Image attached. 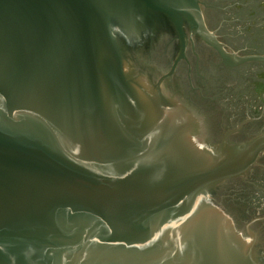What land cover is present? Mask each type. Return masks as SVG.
<instances>
[{"label": "water", "instance_id": "1", "mask_svg": "<svg viewBox=\"0 0 264 264\" xmlns=\"http://www.w3.org/2000/svg\"><path fill=\"white\" fill-rule=\"evenodd\" d=\"M258 5L0 0V264H264V224L245 226L264 219V174L223 184L264 136L213 146L242 101L264 102L242 92L261 66L216 79L264 62ZM150 11L179 32L175 62ZM188 34L211 69L176 68Z\"/></svg>", "mask_w": 264, "mask_h": 264}, {"label": "flooded vegetation", "instance_id": "2", "mask_svg": "<svg viewBox=\"0 0 264 264\" xmlns=\"http://www.w3.org/2000/svg\"><path fill=\"white\" fill-rule=\"evenodd\" d=\"M256 2H259V5L256 6L257 8L255 10H251V12L255 13V14L257 11L264 13V0H256ZM239 6L242 7V4H239ZM212 8H214V7H212ZM214 9H216V8H214ZM236 9L239 10L240 8L238 9V7H237ZM143 17H145V16H143ZM146 17H145V19L147 20L148 25H150L149 26L150 27V33H160L161 30H163V28H165V30L167 31V36L169 35V36L173 37V39H172L173 41L171 40L170 44L174 43L173 44L174 50L171 51L170 55L173 58V61L175 62L179 48H180V42L177 39L179 32L172 25L170 17L163 14V13L157 12V11H150L149 16H146ZM205 22H206V20H205ZM221 25H223L222 26L223 29H226L225 25L228 26L229 22L224 20V21H222ZM161 27H163V28L161 29ZM168 30L170 31V34H168ZM260 31L262 33H264V26H263V28L260 29ZM215 32L217 34V30ZM150 33L148 34L149 36H150ZM218 33H219V31H218ZM220 33H221V30H220ZM228 36L235 38L238 35L234 36V33H230V35L228 34L227 37ZM187 37L189 38V40L187 43L185 56H184V58H182L177 63L176 68H178L179 66L180 67L183 66V67L187 68V71L190 73H191L193 67L197 68L199 65H204V68L211 69V68H209L210 62H208L206 59H204V56H202V54L207 49H209L210 51L211 50L215 51V50L212 47H210L204 43L200 44V41H198L195 36H190L188 34ZM160 38L161 39L159 41L162 44L163 41H162L161 33H160ZM256 39L259 40V38H256ZM256 39H254V41H257ZM166 44H168V42H166ZM226 47L228 49H230L232 52H235L238 54V52L234 51L230 47H228V46H226ZM168 49H169V46H168ZM261 53L264 55V50ZM247 56H249V55H247ZM250 56H252V55H250ZM253 56H256V55H253ZM248 65H257L258 67L261 66L262 70L260 69L258 72H253L250 74L248 73V76H247V73L244 74V76L249 77L251 81L242 86V92H244L245 94H248V97L251 96V98H254V96H256L260 100L264 101V62H251V63L242 64V65L234 66V67H227L223 63H221L218 65L219 71L216 75V79L218 81H220L221 83H225V85H226L231 80H233L232 77L234 75V72H239V70H241L243 67L248 66ZM194 72H196V70ZM222 74H225V76H228L229 78L223 77L224 75H222ZM229 86L231 87V85H229ZM246 97H247V95L244 96V98H246ZM242 104H244V106H242L243 107L242 110H237L236 112L235 111L231 112V115L229 116L230 125L225 127L226 129H224V131H223L222 138L221 137L218 138L217 141L213 143V146L220 144L224 138H227L226 141H227L228 145H230L232 147H238V146L247 144L250 141H252L258 137L264 136V102H262V106L257 105L256 107H253L254 111H251V112H248L247 107H249V106H248V104H246V102L242 101ZM250 108H252V107L250 106ZM231 131H233V133L228 134ZM254 172L264 174V152H261L258 155L257 160H256V164L251 166L247 170V172L244 176L229 180L223 184H230V183L236 182V181H241L242 184H250L251 181H257L256 180L257 178L255 177V175L254 176L252 175ZM257 217H259V216H257ZM259 218H256V217L252 218L254 221L253 220L248 221L245 226L250 227V229L253 228L255 230V227H254L255 225L264 224V219L262 220L261 217H259Z\"/></svg>", "mask_w": 264, "mask_h": 264}, {"label": "rangeland", "instance_id": "3", "mask_svg": "<svg viewBox=\"0 0 264 264\" xmlns=\"http://www.w3.org/2000/svg\"><path fill=\"white\" fill-rule=\"evenodd\" d=\"M264 44H260V45H258V47H257V49L259 50V51H263L264 49Z\"/></svg>", "mask_w": 264, "mask_h": 264}, {"label": "trees", "instance_id": "4", "mask_svg": "<svg viewBox=\"0 0 264 264\" xmlns=\"http://www.w3.org/2000/svg\"><path fill=\"white\" fill-rule=\"evenodd\" d=\"M239 99V98H238Z\"/></svg>", "mask_w": 264, "mask_h": 264}]
</instances>
